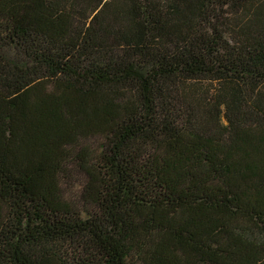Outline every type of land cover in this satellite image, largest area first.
<instances>
[{
	"label": "trees",
	"instance_id": "16d2710c",
	"mask_svg": "<svg viewBox=\"0 0 264 264\" xmlns=\"http://www.w3.org/2000/svg\"><path fill=\"white\" fill-rule=\"evenodd\" d=\"M0 264H264V0H0Z\"/></svg>",
	"mask_w": 264,
	"mask_h": 264
},
{
	"label": "rangeland",
	"instance_id": "374dc122",
	"mask_svg": "<svg viewBox=\"0 0 264 264\" xmlns=\"http://www.w3.org/2000/svg\"><path fill=\"white\" fill-rule=\"evenodd\" d=\"M87 144L96 143L92 140H84ZM80 146H76L77 150ZM85 178L83 173L74 165H69L64 175L61 178V189L65 199L77 201L80 195L81 185L84 183Z\"/></svg>",
	"mask_w": 264,
	"mask_h": 264
}]
</instances>
